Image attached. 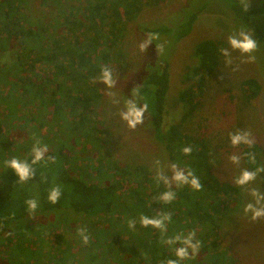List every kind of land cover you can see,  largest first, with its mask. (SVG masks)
Listing matches in <instances>:
<instances>
[{"label":"trees","instance_id":"16d2710c","mask_svg":"<svg viewBox=\"0 0 264 264\" xmlns=\"http://www.w3.org/2000/svg\"><path fill=\"white\" fill-rule=\"evenodd\" d=\"M30 1L0 0V52L13 54L12 63L0 66V78H3L0 83L8 89L1 94V102L6 104L10 121L14 120V107L17 116H21L22 110L31 111L34 105L39 111H51V120L56 122V131L60 134L58 138L63 139L49 147V140L39 137L41 126L36 125L25 141L17 143L3 132L0 120V238L16 233L24 235L18 238H25V219L30 216L25 201L34 198L38 201L34 213L55 216V222L46 221L52 224L47 236L60 248L64 230L81 226L82 221L91 223L94 230H86L89 236L86 257L92 258L94 251L108 246L116 251L115 264H166L168 259L176 258L174 249L178 245L162 243V236L170 238L194 231L204 258L187 259L180 264H235L223 245L220 222L226 200L237 199L239 190L228 182H221L211 172L210 149L204 138L182 130L204 96L206 80L219 67L220 42L204 40L195 46L197 62L184 73L183 79L188 85L178 96L185 111L178 124L164 129L169 65L161 62L139 85L140 96L148 103L145 116L149 118L154 140L167 151L171 163L191 169L202 186L198 191L188 185L173 186L175 199L163 204L154 198L168 188L158 183L156 175L145 166L127 168L100 158L97 166L90 167L85 152L89 146L98 147L99 131L96 122H90L80 109H86L89 91L93 98L98 97L95 91H98L101 68H112L109 64L119 56L113 48L120 45L127 24L139 15L145 3L157 5L166 0H85L83 5L81 1L80 8H69L68 12L61 5L58 20L49 22L38 21L27 14ZM59 1L61 4L63 0ZM38 2L46 6L50 3L48 0ZM232 4L240 22L248 15L261 12L245 11L238 0H232ZM195 19L196 14L180 25L176 42L190 33ZM55 27L63 28L64 33L53 36ZM146 30L162 34L170 29ZM38 66L49 68L51 72L38 71ZM240 89L244 100L252 101L258 96L260 85L255 79H246ZM13 90L15 98L8 101ZM37 140L48 146L46 159L33 165L36 173L33 179L19 184L18 177L4 161L16 157L31 162V149ZM185 146L192 148L189 155L182 151ZM74 148L79 152H73ZM249 153L254 154V162L249 160ZM47 157H55V162H49ZM261 157L258 145L242 147L241 159L248 170L262 167ZM109 177H118V180L111 181ZM57 185L61 196L52 204L47 199L48 192ZM159 212L171 214L165 233L140 226L141 214L151 217ZM129 220L137 221L135 228L128 227ZM57 221L63 227L60 233L52 231ZM34 242L41 246L38 236Z\"/></svg>","mask_w":264,"mask_h":264},{"label":"rangeland","instance_id":"374dc122","mask_svg":"<svg viewBox=\"0 0 264 264\" xmlns=\"http://www.w3.org/2000/svg\"><path fill=\"white\" fill-rule=\"evenodd\" d=\"M38 1H30L27 14L38 21L48 22L55 18L58 20L61 5L68 12L69 8L72 10L80 8L81 1L82 5L86 2L85 0H63L59 4V0H48L50 3L46 6ZM238 3L244 7L241 0H238ZM248 9L250 12L259 10L261 12L248 15L244 22H240L232 0H166L157 5L145 3L139 15L127 24L120 45L113 48L119 56L109 64L117 78L116 87L111 91L116 93L115 98L119 100V103L111 102L106 95L105 86L99 82L98 91H95L98 97L93 98L95 96H92V92L89 91L88 105L86 109H80L82 110L80 113L88 116L90 122H96L99 131L98 147L89 146L85 152V160L90 163V167L97 166L98 160L103 158L105 161L127 168L142 165L156 175L157 166L154 161L159 160L160 167L170 176L168 166L172 163L167 151L154 140L149 128V118L145 116L144 123L134 130L129 129L119 118L118 112L123 109L124 101L131 98L130 93L134 86H139L149 72H154L161 62H165L169 65L170 81L164 129L178 124L185 113L182 104L178 101V96L188 85L183 79L184 73L197 62L194 55L195 46L204 40H215L220 42V49L228 48L227 36L240 30L252 32L258 44L256 52L252 54L255 60L248 62L247 56L233 51L232 63L226 64L225 57L220 53L219 67L206 80L204 96L199 100L192 117L182 125V130L204 138L210 149L211 172L221 182H228L239 190L238 198L226 200L227 211L224 210L221 213L224 214L221 215L220 233L224 247L229 250L228 254L235 260V264H264V219L252 221L243 212L245 204L252 201V197L248 194L249 189L259 187V190L264 193V172L258 174L256 181L242 188L234 183V178L242 169L248 168L242 159L239 165L232 164L228 159L231 155L241 157L242 147L246 146L233 147L229 142V133L237 130L248 131L251 133L253 144L261 148V161L264 167V12L262 13L264 0H249ZM194 14L196 19L190 33L176 42L178 28ZM165 27L170 30L162 34L155 32L159 39L153 41L142 53L138 48L139 43L146 38L147 33H153L146 29L156 30ZM63 33V28L55 27L53 36ZM157 44H163L162 54H157L155 49ZM10 54L0 52V66L12 63L13 54ZM36 70L44 71V73L51 72L49 68L41 69L40 66ZM246 79H255L260 85V92L252 101H245L240 89L241 83ZM1 84L0 120L5 134L20 143L27 139L32 132V127L39 125L41 126L39 137L47 138L49 147H54L59 139H63V137L58 138L60 134L58 130L56 131V122L51 120V111H39L36 105L29 109L31 111L22 110L21 116H17L14 107L12 109L14 120L10 121V117L6 116V104L1 102V94L8 89ZM14 98L13 90L9 93L7 100L12 101ZM143 102L146 101L144 99L139 101V103ZM24 118L27 120L22 122ZM30 118L34 120L29 121ZM73 152H79L78 148H74ZM107 174L109 176L108 172ZM109 179L114 181V179L118 180V177H109ZM31 216L25 219L27 235L23 240L18 238V233L0 238V264L116 263L114 259L116 251L108 246L105 250L94 251L92 258L85 256L87 244L81 241L77 232L81 228L93 232L94 228H91L90 222L82 221L81 226L75 225L73 229L64 230V242L60 248L52 241V237L47 236L52 224L48 225L46 221L55 222V216L42 213H32ZM56 223L58 225L53 227L52 231L60 233L63 227L59 221ZM23 236L19 235V237ZM37 236L40 238V247L34 242ZM197 258L204 257L199 252L193 260Z\"/></svg>","mask_w":264,"mask_h":264},{"label":"clouds","instance_id":"9594fccd","mask_svg":"<svg viewBox=\"0 0 264 264\" xmlns=\"http://www.w3.org/2000/svg\"><path fill=\"white\" fill-rule=\"evenodd\" d=\"M241 3L244 5L245 11L248 9L249 0H241ZM159 36L156 33H147L146 38L139 43V50L144 53L150 44L153 41L158 40ZM228 48H221L220 53L225 57V63L231 64V53L233 51L239 52L242 56H247L248 62L254 61L255 57L252 55L256 52L258 44L257 41L253 38L252 32L240 30L239 32L233 33L227 36ZM157 54H162L164 51L163 44L155 45ZM98 81L102 82L106 89V95L111 99L113 104H118L116 93L111 91V89L116 87L117 78L114 71L105 66L101 68ZM131 98L124 101V107L121 111L118 112L119 118L125 122L129 129L134 130L138 125L144 123L145 113L148 110V103L143 102L139 103L140 100H143V97L140 96V86H134L131 89ZM229 142L233 147L239 145H246L251 147L254 143L251 133L248 131L237 130L234 133H229ZM48 151L47 145H42L39 140H37L31 149V162L24 159H18L13 157L11 159L5 160L4 164L6 167L10 168L14 174L18 177L19 184L28 182L29 180L35 177V169L33 165L39 163L42 160H45V154ZM185 155H189L192 152V148L185 146L182 149ZM248 158L250 161H255L254 154L249 153ZM229 161L234 165H239L241 157L238 155L229 156ZM49 162H55V157H47ZM157 166L155 179L158 183L162 182L168 190L163 192L158 198H154L159 203L170 204L176 197L175 191H173V186L176 188L182 187L184 185L190 186L193 190H200L201 184L199 178L195 176L194 172L191 169H182L178 167L177 164L172 163L168 166V172L171 175H167L165 171L160 167V161H154ZM264 172V167H258L255 170L242 169L234 178V183L237 186L245 187L251 182L256 181L258 174ZM248 194L252 197V201L245 204L243 212L245 215H248L252 221L259 219H264V193L257 188H251L248 190ZM61 196L60 186L52 187L49 192L47 199L50 203L55 204ZM27 205L28 212L31 216L32 213L38 207V201L36 199H28L25 201ZM34 217V216H31ZM171 220V214L165 212H159L155 216H147L141 214L139 217V224L143 228L151 227L158 229L162 234L167 231L166 222ZM137 221L129 220L128 227L135 228ZM77 234L79 235L81 241L84 244L89 242V236L84 228L78 230ZM162 243L169 246L178 245L174 249L175 259H168L166 264H180L181 261L195 258L200 250V241L195 238V232H189L186 235L177 234L170 238H164L162 236Z\"/></svg>","mask_w":264,"mask_h":264}]
</instances>
